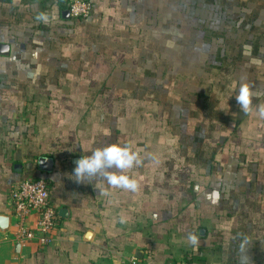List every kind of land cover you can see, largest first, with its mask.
I'll use <instances>...</instances> for the list:
<instances>
[{
  "label": "crops",
  "instance_id": "0c3cea01",
  "mask_svg": "<svg viewBox=\"0 0 264 264\" xmlns=\"http://www.w3.org/2000/svg\"><path fill=\"white\" fill-rule=\"evenodd\" d=\"M89 1L73 18L69 0H0V264H264V0ZM115 142L137 189L77 183ZM26 176L57 212L44 246L15 235Z\"/></svg>",
  "mask_w": 264,
  "mask_h": 264
},
{
  "label": "built area",
  "instance_id": "2783aa9c",
  "mask_svg": "<svg viewBox=\"0 0 264 264\" xmlns=\"http://www.w3.org/2000/svg\"><path fill=\"white\" fill-rule=\"evenodd\" d=\"M91 7L89 0H69L68 12L73 18H86ZM9 199L16 238L20 242L37 239L43 246L51 243V233L58 226V218L55 207L49 202L47 179L24 177L11 187ZM29 215L36 217L32 229L25 225Z\"/></svg>",
  "mask_w": 264,
  "mask_h": 264
},
{
  "label": "clouds",
  "instance_id": "9594fccd",
  "mask_svg": "<svg viewBox=\"0 0 264 264\" xmlns=\"http://www.w3.org/2000/svg\"><path fill=\"white\" fill-rule=\"evenodd\" d=\"M257 95L246 82H241L235 95L240 110L247 113ZM264 115V108L260 110ZM137 153L127 144L109 143L102 147L93 148L89 154L82 155L75 161L72 176L77 183H92L96 180L106 181L108 185L135 191L137 181L125 174V170L133 166ZM195 244V237L189 236Z\"/></svg>",
  "mask_w": 264,
  "mask_h": 264
},
{
  "label": "water",
  "instance_id": "95a60500",
  "mask_svg": "<svg viewBox=\"0 0 264 264\" xmlns=\"http://www.w3.org/2000/svg\"><path fill=\"white\" fill-rule=\"evenodd\" d=\"M66 12H68V10ZM50 163H51L50 159L45 158V157H40L38 160V167L43 171H47L49 170V165L47 164H50ZM9 221L10 219L8 216L0 214V230L2 231L5 230L9 226Z\"/></svg>",
  "mask_w": 264,
  "mask_h": 264
},
{
  "label": "rangeland",
  "instance_id": "374dc122",
  "mask_svg": "<svg viewBox=\"0 0 264 264\" xmlns=\"http://www.w3.org/2000/svg\"><path fill=\"white\" fill-rule=\"evenodd\" d=\"M247 59H249V58H245V59H242V58H237V59H234V62L236 63L235 65L237 66V68L239 69V70H241V67H246L247 65H246V63H249V60H247ZM246 61V62H245ZM228 76H230L229 74H221L220 75V79L221 78H224L221 82L222 83H224V84H226V77H228ZM237 76H239V74L238 73H236V74H234L233 73V77H237ZM218 91H219V97L222 95V93H223V91L224 90H222V89H218ZM236 93H237V91H236ZM236 93L234 94V98H235V95H236ZM219 99V98H218ZM220 100V99H219ZM219 100H218V102H219ZM222 108V107H221Z\"/></svg>",
  "mask_w": 264,
  "mask_h": 264
},
{
  "label": "trees",
  "instance_id": "16d2710c",
  "mask_svg": "<svg viewBox=\"0 0 264 264\" xmlns=\"http://www.w3.org/2000/svg\"><path fill=\"white\" fill-rule=\"evenodd\" d=\"M68 4H69V3H68ZM263 102H264V99H263ZM262 144H264V142H263ZM176 160H177V159L173 160V158H171V159H170V163H171V164H172V163H175ZM186 161H188V160H186Z\"/></svg>",
  "mask_w": 264,
  "mask_h": 264
}]
</instances>
